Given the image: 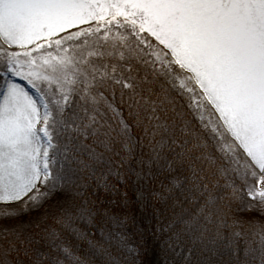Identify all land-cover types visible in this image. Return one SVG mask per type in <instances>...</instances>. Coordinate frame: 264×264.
I'll use <instances>...</instances> for the list:
<instances>
[{
  "label": "snow or ice",
  "instance_id": "snow-or-ice-1",
  "mask_svg": "<svg viewBox=\"0 0 264 264\" xmlns=\"http://www.w3.org/2000/svg\"><path fill=\"white\" fill-rule=\"evenodd\" d=\"M0 264H264V0H0Z\"/></svg>",
  "mask_w": 264,
  "mask_h": 264
}]
</instances>
